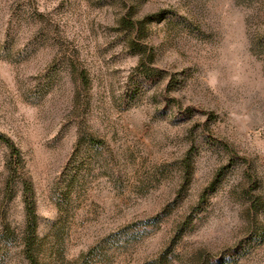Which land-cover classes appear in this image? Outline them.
Returning a JSON list of instances; mask_svg holds the SVG:
<instances>
[{
    "label": "rangeland",
    "instance_id": "obj_1",
    "mask_svg": "<svg viewBox=\"0 0 264 264\" xmlns=\"http://www.w3.org/2000/svg\"><path fill=\"white\" fill-rule=\"evenodd\" d=\"M26 243L264 264V0H0V264Z\"/></svg>",
    "mask_w": 264,
    "mask_h": 264
},
{
    "label": "trees",
    "instance_id": "obj_2",
    "mask_svg": "<svg viewBox=\"0 0 264 264\" xmlns=\"http://www.w3.org/2000/svg\"><path fill=\"white\" fill-rule=\"evenodd\" d=\"M26 244H27V247L25 248V251H24L25 255L28 258V260L30 261V264H36L37 263V259H36L37 257L34 254L33 245H28V243H26Z\"/></svg>",
    "mask_w": 264,
    "mask_h": 264
}]
</instances>
